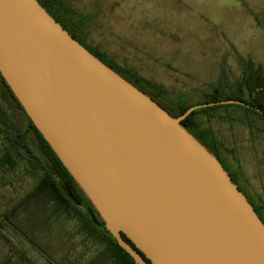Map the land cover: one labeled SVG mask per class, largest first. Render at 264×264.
Segmentation results:
<instances>
[{
    "label": "water",
    "instance_id": "obj_1",
    "mask_svg": "<svg viewBox=\"0 0 264 264\" xmlns=\"http://www.w3.org/2000/svg\"><path fill=\"white\" fill-rule=\"evenodd\" d=\"M0 74L136 264H264V222L182 125L213 105L262 108L229 99L173 116L38 0H0Z\"/></svg>",
    "mask_w": 264,
    "mask_h": 264
},
{
    "label": "rangeland",
    "instance_id": "obj_2",
    "mask_svg": "<svg viewBox=\"0 0 264 264\" xmlns=\"http://www.w3.org/2000/svg\"><path fill=\"white\" fill-rule=\"evenodd\" d=\"M63 5L76 13L75 21L85 18L77 29L87 46L137 79L172 113L204 101L217 86L223 96L236 93L245 69L253 68L249 61L264 66V0H63ZM0 108L41 156L29 116L8 99L1 77ZM196 121L207 132L205 143L215 138L214 149L264 216V120L230 106L198 113ZM5 146L0 133V157ZM40 176L28 159L0 166V264L9 254L7 264H17L21 252L26 264H44L41 254L55 264H102L92 257L95 237L81 222L34 192Z\"/></svg>",
    "mask_w": 264,
    "mask_h": 264
},
{
    "label": "trees",
    "instance_id": "obj_3",
    "mask_svg": "<svg viewBox=\"0 0 264 264\" xmlns=\"http://www.w3.org/2000/svg\"><path fill=\"white\" fill-rule=\"evenodd\" d=\"M38 1L59 23H61V25L65 29H67L75 37L76 40H78L80 43L82 42V44L90 52H92L95 56H97L115 71L120 73L122 76H125V78L130 81L132 80V83H134L141 90L149 94L155 101H157L148 91H146L143 87H141V85H139V81L137 79H132L130 75H126L127 72L124 73L120 68H117L115 65H111L110 62L102 56V54L94 51L84 43L81 36H79L77 28L81 24V22L85 20V18L84 20H79L78 18H76L78 21H75L74 18L77 16L76 13L72 11L71 8H67L66 5H63V0ZM249 63H251L253 68L250 70L245 69V75L239 81L237 88L238 90L236 93L226 94L223 96L217 86L211 93L207 94V99L197 104L215 102L220 100L238 99L252 106L260 107L264 110V66L261 64H255L252 61H249ZM0 77L4 85L9 89V86L5 83L1 74ZM11 95L18 108L23 109L13 93ZM159 104L173 116H180L187 109L196 105L191 104L188 106H181L178 113H172L164 105H162L161 103ZM230 106L242 108L246 115L254 113L264 120V116L252 108L243 105L228 104L197 109L182 121V125L185 126V128L189 130L201 143L205 144V146L218 159V155L213 152V149L215 147V138H213L212 136L210 137V139H212L210 140L211 145L210 143L209 145L205 143L203 138H206L208 135L205 131L200 132L199 124L196 121V115L201 112L209 113L215 108ZM0 118V133H2L4 139L6 140V146L3 149L2 155L0 157V166L4 168H12L18 163L19 159H28L30 165L34 169H40L41 171V176L39 177L40 180L34 192L46 194L49 199L56 203V205L58 204L63 210L68 212L71 217H74L79 222H81L82 227L86 228L90 236L96 235L97 231H95V228H97L98 236L102 237L101 241L106 244V247L108 249V251H106L107 249L105 250L104 259H107V257L109 256H113L118 264H136L133 257L119 245L118 241L109 232H106L104 222L98 214L97 210L89 201L83 190L79 187L68 170L64 167L48 142L37 130L31 119L29 118V127L33 129L36 134L39 149L43 156H39L36 153L31 141L27 137L26 132H24L21 129L20 125L12 120L6 114V111L2 110L1 108ZM6 163H8L7 165L9 166H7ZM85 204L87 205V210L89 211V213L81 209V206ZM72 211L74 213H72ZM88 214H90V216H88ZM4 220L11 222L9 221L8 217H6V215ZM123 236L133 246L131 241L125 235ZM7 260L8 259H6L5 263L3 264H7Z\"/></svg>",
    "mask_w": 264,
    "mask_h": 264
},
{
    "label": "crops",
    "instance_id": "obj_4",
    "mask_svg": "<svg viewBox=\"0 0 264 264\" xmlns=\"http://www.w3.org/2000/svg\"><path fill=\"white\" fill-rule=\"evenodd\" d=\"M70 216V215H69ZM90 216V215H88ZM71 217V216H70ZM73 218V217H72ZM75 219V218H74ZM79 225V224H78ZM95 231H97L96 235L94 236V240L91 241V243L94 245V252H93V258H95L96 260L98 259L100 262L102 261L103 263L102 264H118L116 259L113 257V256H109L107 257V259H104L103 258V255L105 253V250L107 249L106 247V244L103 243V241H101L102 237L101 236H98V230L97 228H95ZM30 243V242H29ZM31 246L32 243H30ZM33 248L35 249V247L33 246ZM108 251V249L106 250ZM14 253V252H13ZM44 254V253H43ZM45 255V254H44ZM41 256L43 257V259H45V263L44 264H55L53 263V261L51 260V258L49 257H45L41 254ZM13 256H11L9 254L8 256V262L12 261ZM26 262V258H25V253L24 252H21V256L19 257V259H17V264H24ZM98 262V261H97ZM104 262H107V263H104ZM11 263V262H10ZM26 264V263H25Z\"/></svg>",
    "mask_w": 264,
    "mask_h": 264
},
{
    "label": "flooded vegetation",
    "instance_id": "obj_5",
    "mask_svg": "<svg viewBox=\"0 0 264 264\" xmlns=\"http://www.w3.org/2000/svg\"><path fill=\"white\" fill-rule=\"evenodd\" d=\"M82 43V42H81ZM111 65H114L113 63H110ZM127 75V74H126ZM2 76V75H1ZM125 77V76H124ZM4 79V78H3ZM5 81V80H4ZM130 81V80H129ZM132 81V80H131ZM6 83V82H5ZM4 84V83H3ZM11 91V89L9 88H7L5 85H4V91L6 92V96L8 97V99H12L13 101H14V99H13V97H12V91ZM14 95V94H13ZM205 145V144H204ZM213 152L214 153H216L217 155H218V157H219V160L221 161V163L224 165V167H225V169L231 174V176H232V178H233V180L235 181V183L238 185V187H239V189L240 190H242L243 191V193L247 196V198L249 199V201H250V203L253 205V207L255 208V210H256V212L258 213V215L260 216V218L262 219V221L264 222V216L262 215V213H261V210L259 209V207H258V205H256V202H254L253 201V199H252V196H250V194L246 191V189L244 188V186L242 185V183L238 180V178L236 177V175L232 172V171H230L229 169H228V167H227V165L225 164V162L223 161V158H222V155L219 153V152H217L215 149H213ZM81 209L83 210V211H85V212H88L89 213V211L85 208V205H82L81 206ZM88 215H90V214H88ZM132 243V242H131ZM149 261V260H148Z\"/></svg>",
    "mask_w": 264,
    "mask_h": 264
}]
</instances>
